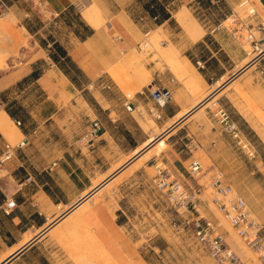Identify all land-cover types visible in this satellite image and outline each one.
I'll return each mask as SVG.
<instances>
[{
  "label": "crops",
  "instance_id": "obj_1",
  "mask_svg": "<svg viewBox=\"0 0 264 264\" xmlns=\"http://www.w3.org/2000/svg\"><path fill=\"white\" fill-rule=\"evenodd\" d=\"M1 1L6 6L5 17L12 14L21 27L19 29L30 37L28 41L37 47L34 51L37 55L28 61L27 69H23L19 77L14 78L11 72L0 75V91L17 86L19 93H24L35 85L44 94V103H48L33 109L14 98L9 107L1 109L13 123L14 120L21 122L17 126L14 123L18 132L13 139L21 134L27 141L10 159L0 163V171H3L0 173V264L7 258L5 264H206L207 253L189 246L187 239L179 238L165 228L149 233L140 227L149 222L134 214L138 211L139 199L136 198L141 185L138 173L141 171L151 178L147 171L154 167L158 158L152 155L139 165L142 156L137 154L151 140L150 135L156 133L153 126L143 128L134 115L139 105L147 104L144 102L146 97L136 95L130 100L133 108L126 110L123 95L116 99L109 97L119 90L111 89L100 76L121 52L135 48L141 35L153 25L177 21L186 32L183 49L193 46L199 49L184 52L183 58V80L194 92L170 73L167 78H162L159 84L170 88L172 97L161 111L157 127L162 128L168 121L174 122L184 109L211 90L215 91L218 104L248 123L235 105L242 101L234 87L256 89L261 94L260 105L264 107V76L260 73L264 68V53L239 75L229 79L239 68L237 62L243 60L242 48L228 29L207 31L185 7L179 10L174 7L176 2L193 0ZM24 2L30 4L28 8L23 6ZM21 4L24 9L19 14L17 10ZM253 4L257 9L256 22L262 23L258 44L264 46V0L253 1ZM90 6L95 7L97 16L87 20L82 12ZM71 12L78 15L79 22L71 23L69 43L60 42L54 34L43 40L36 37L53 20L55 23ZM32 13L39 17V27L32 26ZM153 14L157 19L152 17ZM26 17L30 22L25 21ZM4 23L0 18V50L13 52L19 43L17 30L15 24ZM54 43L65 50L72 66L84 77V84L110 89L100 94L101 100L93 96L92 107L81 97L79 104L83 101L89 110L84 107L79 110V105L64 109L58 102L64 96L78 93L80 85L49 57L46 46L52 47ZM194 60H201L204 68H198ZM33 72L38 73L32 77ZM170 77L175 78L174 82L168 81ZM248 77L252 78L253 85L248 82ZM61 109L77 112L72 120H61ZM80 115L85 116L81 119ZM205 116L208 127L197 126L191 114L184 117L183 124L170 136L179 135L183 128L182 137L189 139L185 146H198L210 168H223L224 152H230L238 161L241 156L236 152L233 140L223 133L213 110L206 109ZM96 118L101 124L100 135L91 146H81L78 137L87 123ZM53 127L59 128L58 135L43 136L42 130L46 132ZM37 133L39 136L34 139ZM2 134L0 131V156L7 143ZM35 141L39 144L37 148ZM177 157L172 156V160L165 163L181 177L183 174L174 163ZM179 161L184 166L182 163L186 160L179 158ZM9 198L16 203L6 214L3 208ZM188 256L194 258L192 263L185 259Z\"/></svg>",
  "mask_w": 264,
  "mask_h": 264
},
{
  "label": "rangeland",
  "instance_id": "obj_2",
  "mask_svg": "<svg viewBox=\"0 0 264 264\" xmlns=\"http://www.w3.org/2000/svg\"><path fill=\"white\" fill-rule=\"evenodd\" d=\"M240 1L241 0H222L219 3H206L205 0L203 2L193 0L190 3L176 2L174 5L175 9L178 10L185 7L187 12L196 19L200 27L207 31L211 30L216 25V22H218L221 23L219 28H226L231 32L233 40L242 48L241 56L243 57V60L237 62L239 68L234 73H237L235 76L244 71L246 68L242 71H240V69L245 67L254 59V56L261 52H256L253 49L251 41L246 38V28L241 24L242 22L250 24V26L251 24H257L255 19L257 15L253 18L247 16L246 12L237 7V4ZM251 1L252 3L253 1L258 2V0ZM29 5L30 4L27 2L23 3L24 7L26 6L28 8ZM231 8H233L235 12V14L232 15V20L223 22L231 14ZM22 9L24 8L21 4L17 13L21 14L23 11ZM6 12L7 10H0L1 21L6 24H15L19 43L13 49L15 50L13 52L4 51V49L0 50V75L11 72L14 74V78H17L23 73V69H27L28 61L37 55L34 53L37 47L28 41V38L30 37L26 34L24 35L23 30L19 29L21 27H19V23L15 20L12 14L5 17ZM35 12L39 16L38 11ZM82 15L85 19L90 20L94 16H97V10L95 7L90 6L82 12ZM38 16H34L32 13L30 17L32 26L35 25V27H39L38 24L41 23V21H39ZM27 20L28 19L26 17L25 21L30 22ZM54 21L55 20L47 25L46 28L41 29L36 34V37L43 40V38H48V35L51 36L54 34V37L60 42L65 44L69 43L68 35L71 31L72 24L79 22L78 15L71 12V14L66 18L57 20L55 23ZM253 32L255 38L258 39L260 37V33L257 32L256 28H253ZM184 34H186V32L177 21H172L165 25H153L150 30H147V32L142 34L137 46L127 52H121L112 64L106 66L104 74L100 76V78H104V80L111 85V89L116 88L119 90L117 93L110 94L109 97L116 99L120 97V95H123V98L128 97L130 100H133L136 95L143 97V95L139 94L140 91L143 90L146 94L147 89L150 88L151 85L154 83L158 85L162 78L168 77V73L184 82L186 87L191 92H194V89L183 80L185 69L183 58L184 52H197L199 49H196L195 46H193L191 49L184 50ZM143 42L146 43V47H142ZM46 49H51V45L46 46ZM245 61H247V64L244 63ZM64 68L68 71L69 75L74 78L75 82L80 85L78 93L74 92V94H70L59 99L58 102L64 109L68 106L72 108V105H79V110H82L83 107L89 110V107H92L91 103H94L93 96L97 100H101V97H99L100 94H104V90H110L99 89L98 87L96 88L93 86L90 87L84 84V77L81 73L76 72L75 68L68 64H64ZM252 69L253 67L248 71V73ZM157 74H159V76H157ZM234 74L231 75L232 78L235 77ZM248 82L250 85H253L254 83L251 77H248ZM98 85H100V83H98ZM17 88L20 89L16 86V88H9L7 90L0 91V110L4 107H9L12 100L15 99L19 100L21 103L24 101L26 106L28 105V107L33 109L38 106H44L48 103V101L44 103V94L36 88L35 85H31L30 89H26L24 93H19ZM234 91L242 101V103L237 102L235 105L244 115L248 123L240 119L239 116L232 112L231 109L230 114L240 130L241 136L254 148V157L249 159L234 145L236 152L239 153L241 158L237 161L236 159H233L230 152H224V160L222 164L223 168H220V170L224 174L225 181L231 184L233 189L245 199L248 208L264 226V107L260 105L261 94L257 92L256 89L250 87V89L243 90L242 87L237 85L234 87ZM2 93L4 94L2 95ZM215 95L214 90L205 93L201 98L197 99L190 108L184 109V113L190 112L194 106L199 104L196 109L189 113V116L192 114L191 119L197 126L208 127L209 121L205 116V110H214L216 106L214 103L219 101ZM81 97L86 102L88 101L90 105L89 107L82 101V99V105L79 104ZM6 101H8V103H6ZM144 102L147 104L139 105L137 111L134 112V115L139 120L143 128L147 129L150 126H153L156 135L151 134V140L139 150L137 156H142V159L138 164L142 165L146 159L154 155L158 158V162L163 161V165L167 168L169 167L168 169H170L169 164L165 163V161L168 160V162H170L172 160V156L178 155L179 158L186 160L182 163L184 166L179 163L180 161L178 157V159L174 161L183 176L177 177L171 170L172 175L182 181L185 180L187 182L194 183V180L189 178L186 168L192 159L199 160L203 167V173L196 180L203 188L199 204L200 213L213 218L220 224L227 241L237 251V253L244 260H246L247 264H257L255 254L245 246L236 234L235 230L231 227L230 223L224 219L210 200L213 191L208 183L212 174V168L208 167L209 162L204 153L196 145L185 146V143H188L189 139L188 137H182L183 133L181 131L184 130L183 128L178 132L180 133L179 135L175 134L170 136L171 132H175V130L183 124L182 120L184 118H180L181 120L179 119L180 121L173 127L170 126L173 121H168L165 126L158 128L156 125V123H158V119H155L148 112V108L151 107V102L147 98L144 99ZM202 102L204 103L202 104ZM226 106H228V104ZM65 111L66 110L61 109V112H59V119L72 120L73 116L77 112H71V110H68L67 112ZM84 116L85 115H80V118L82 119ZM166 128L170 129L167 133L161 135ZM58 130L59 128L53 127L51 129L48 128L46 132L42 130L41 133L43 136L47 134L48 136L55 137L58 135ZM2 135L6 139V142L11 145L16 144L23 138L21 134L17 135L14 139H9L4 134ZM38 136L39 134L37 133L36 137L33 138L35 139ZM161 138L164 144L160 146V149L158 150L155 145L158 143L159 139L161 140ZM34 147H39L38 141H35ZM152 149L155 150V152H153ZM148 153L149 157L145 158V154ZM121 166H119V168ZM2 172L3 171H0V173ZM154 172V167L149 168L147 171L149 177L151 176V178ZM138 177V181L141 185L140 194H137L138 198H136L139 199L137 200L138 211L134 214L148 219V224H142L140 226L143 231L146 230V232L149 231V233H154L159 228H165L169 232L177 234L179 238L187 239L186 243H189L188 245L192 248L195 246L199 249L200 247L195 244L187 231L177 232L171 226V223L178 219V215L175 210L160 196L159 192L155 190L153 184L151 183V178H147L146 174L141 171L138 173ZM133 200L134 198L131 199V201ZM185 259L191 260V263L194 261L192 256H188V258ZM211 263L215 264V262L209 257L206 264Z\"/></svg>",
  "mask_w": 264,
  "mask_h": 264
},
{
  "label": "built area",
  "instance_id": "obj_3",
  "mask_svg": "<svg viewBox=\"0 0 264 264\" xmlns=\"http://www.w3.org/2000/svg\"><path fill=\"white\" fill-rule=\"evenodd\" d=\"M213 1V0H212ZM215 2V1H213ZM237 7L247 13L249 17H255L257 10L251 0H241ZM6 6L0 0V10H5ZM234 9L231 8V14L234 15ZM246 28V38L252 43L253 49L260 50L259 40L255 38L253 28L257 32L262 29V23L250 24L241 23ZM221 23L216 24L212 29L219 28ZM263 51L257 56H261ZM256 56V57H257ZM196 66L204 68L201 60H196ZM264 76V68L260 70ZM174 77L168 81L174 82ZM150 102L151 107L148 112L155 118L160 119L161 111L167 106L172 97V91L165 85L155 83L144 91L139 92ZM216 104L213 110V116L222 127V130L232 140L234 145L243 152L249 159L254 157V148L241 136L235 121L232 119L230 112L222 105ZM126 110H131L133 105L130 99L125 97L124 102ZM16 125H20L19 120H14ZM101 124L96 118L87 123L86 129L78 137V143L81 146H91L100 135ZM26 138H22L16 144L11 145L8 142L4 145V150L0 156V163L10 159L15 150L21 149L26 144ZM154 174L151 178L156 191L165 202L171 206L178 215V219L171 223V226L177 231H187L196 245L204 250L215 264H247L237 251L227 241L220 224L213 218L201 214L199 204L201 201L202 185L198 183L197 178L203 173V167L199 160L192 159L186 172L194 180V183L182 181L172 175L170 169L163 165L162 161H157L154 165ZM209 186L213 194L211 202L228 221L235 230L241 241L256 257L257 264H264V226L258 218L248 208L245 199L237 193L231 184L224 179L223 172L218 168H212V174L209 178ZM15 200L9 198L5 200L3 211L8 214L15 207Z\"/></svg>",
  "mask_w": 264,
  "mask_h": 264
},
{
  "label": "bare ground",
  "instance_id": "obj_4",
  "mask_svg": "<svg viewBox=\"0 0 264 264\" xmlns=\"http://www.w3.org/2000/svg\"><path fill=\"white\" fill-rule=\"evenodd\" d=\"M227 20H232V15H229V17H227V19H225V21L224 22H226ZM2 26V25H1ZM4 27V26H3ZM12 32V31H11ZM12 34V33H11ZM9 37V36H8ZM4 38H6V36L4 37ZM7 39V38H6ZM5 39V40H6ZM142 47H146V43L145 42H143L142 43ZM263 49H264V46H261V48H260V50L258 51V52H262L263 51ZM260 52V53H261ZM260 53H258V54H260ZM257 54V55H258ZM2 62V61H1ZM247 61H245L244 63H246ZM247 64V63H246ZM7 66V65H6ZM246 68H248V67H246ZM51 72V71H50ZM53 72V71H52ZM51 74H53V73H51ZM56 82V81H55ZM205 102V101H204ZM204 102H202V104L204 103ZM196 105V104H195ZM205 105H207V104H205ZM185 114H187V113H181V114H179L176 118H175V121L174 122H176L177 120H179L180 118H182ZM174 122L170 125V126H172L173 124H174ZM17 126V125H16ZM16 126L14 125V123L11 121V119H9V117H8V115L3 111V110H1L0 111V131L7 137V138H9V139H12L13 137H14V135H16L17 134V132H18V130H17V128H16ZM164 144V142H163V140H162V138H161V140L159 139V141H158V143H156V145H155V147H157V149L159 150L160 149V146H162ZM156 149V150H157ZM152 151L153 152H155V150H153L152 149ZM146 157H149V153L148 154H145V158ZM29 240V239H28ZM28 240H26V241H28Z\"/></svg>",
  "mask_w": 264,
  "mask_h": 264
},
{
  "label": "trees",
  "instance_id": "obj_5",
  "mask_svg": "<svg viewBox=\"0 0 264 264\" xmlns=\"http://www.w3.org/2000/svg\"><path fill=\"white\" fill-rule=\"evenodd\" d=\"M199 2H203L204 0H197ZM206 3H213V1H215V3H219L222 0H205ZM150 13H153L152 10H150ZM152 17H155V19H157L156 14H153ZM216 24H218V22H216ZM49 57L55 62L57 63V65L62 69V71L68 75L70 77V79L75 82L74 78L71 77L68 73L67 70H65L64 68V64H68L70 66H72V64L69 61V58L66 56V52L65 50L58 44V43H54L51 47V49H49L48 52ZM63 58V59H61ZM193 62V61H192ZM194 63L196 64V60H194ZM73 67V66H72ZM74 68V67H73ZM76 70V69H75ZM76 72L80 73L78 70H76ZM38 72H33L32 73V77L36 76ZM8 112L9 115H12V113L8 110H6ZM20 121V120H19ZM21 123V122H20Z\"/></svg>",
  "mask_w": 264,
  "mask_h": 264
},
{
  "label": "water",
  "instance_id": "obj_6",
  "mask_svg": "<svg viewBox=\"0 0 264 264\" xmlns=\"http://www.w3.org/2000/svg\"><path fill=\"white\" fill-rule=\"evenodd\" d=\"M264 53V52H263ZM262 53V54H263ZM259 58V56H257L256 58H254L251 62H249L245 67H243L242 69H240V71H242L244 68H246V67H248L253 61H255L256 59H258ZM239 71V72H240ZM237 74V73H236ZM236 74H234V76L236 75ZM232 78V77H231ZM230 78V79H231ZM215 92V91H214ZM199 106V104H197L196 106H194L191 110H190V112H188L184 117H186L187 115H189V113H191L194 109H196L197 107ZM184 117H182L181 119H183ZM180 119V120H181ZM180 120H177L171 127H173V126H175ZM170 127V128H171ZM170 128H166L165 130H164V132L161 134V135H163V134H165V133H167V131L170 129ZM107 179H109V178H107ZM106 181V180H105ZM104 181V182H105ZM103 183V182H102ZM99 187V186H98ZM9 258H7L6 260H4L1 264H5L6 263V261L8 260Z\"/></svg>",
  "mask_w": 264,
  "mask_h": 264
}]
</instances>
